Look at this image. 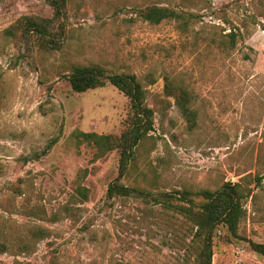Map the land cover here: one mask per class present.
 I'll return each mask as SVG.
<instances>
[{
    "label": "rangeland",
    "instance_id": "1",
    "mask_svg": "<svg viewBox=\"0 0 264 264\" xmlns=\"http://www.w3.org/2000/svg\"><path fill=\"white\" fill-rule=\"evenodd\" d=\"M151 5L183 18L139 19ZM22 16L50 19L61 49L0 38V264H195L193 225L161 195L227 182L253 194L240 238L218 229L212 264H264L249 244L264 243V0H66L61 15L49 0H0V34ZM90 64L135 74L155 112L123 173L118 150L96 158L74 134L128 126L130 100L112 84L73 91L70 73ZM167 77L190 93L194 127ZM117 183L132 193L110 195ZM38 227L50 235L20 252Z\"/></svg>",
    "mask_w": 264,
    "mask_h": 264
},
{
    "label": "trees",
    "instance_id": "2",
    "mask_svg": "<svg viewBox=\"0 0 264 264\" xmlns=\"http://www.w3.org/2000/svg\"><path fill=\"white\" fill-rule=\"evenodd\" d=\"M58 15L63 14L66 0H49ZM139 19L151 24H160L165 20L183 18L181 13L159 5H151L137 9ZM51 20L38 16H22L13 25L3 30L0 38L4 42L13 40L20 44H30L37 39L40 49L53 51L61 49V42L51 32ZM235 38L231 39L233 45ZM59 41V42H57ZM73 91L83 93L91 89L104 87L108 83L115 86L130 100L128 111V126L120 135L99 134L97 132L76 131L75 137L81 142L94 145L96 158L104 157L108 152L118 150L120 152V171L123 173L131 160H133L136 148L148 137L154 129L155 112L146 104V90L135 74L114 73L100 64L76 66L68 78ZM166 89L170 96L174 95L177 104L185 117L194 127L196 123L195 112L191 109L190 93L185 88L174 89L167 77ZM54 142H56L54 140ZM86 174L78 176L76 190L84 197H88V189L82 184ZM123 193L130 195V188L123 184L111 185L109 194ZM253 194L251 189H245L242 183H224L216 190L203 189L197 192L189 190H177L174 193H163L161 202L177 209L187 220L193 229V239L200 247L195 256V264L213 263V242L220 227H224L233 238H240L239 226L246 216L245 200ZM194 196L202 198L196 201ZM40 213L38 207H34ZM50 231L44 227L32 228L21 240L26 241L19 245L20 252H29L35 242L47 238ZM251 249L264 256V243L249 240ZM8 245L0 242V253L8 251Z\"/></svg>",
    "mask_w": 264,
    "mask_h": 264
}]
</instances>
